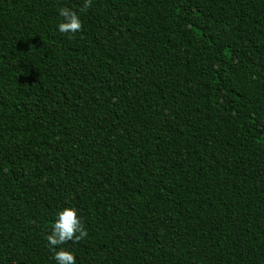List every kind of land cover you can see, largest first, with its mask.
<instances>
[{
    "label": "trees",
    "instance_id": "trees-1",
    "mask_svg": "<svg viewBox=\"0 0 264 264\" xmlns=\"http://www.w3.org/2000/svg\"><path fill=\"white\" fill-rule=\"evenodd\" d=\"M85 4L0 0V264H264V0Z\"/></svg>",
    "mask_w": 264,
    "mask_h": 264
},
{
    "label": "clouds",
    "instance_id": "clouds-1",
    "mask_svg": "<svg viewBox=\"0 0 264 264\" xmlns=\"http://www.w3.org/2000/svg\"><path fill=\"white\" fill-rule=\"evenodd\" d=\"M87 6V0L85 7ZM62 21L57 25V30L69 36L81 31L82 23L79 15L68 9H60ZM87 236L78 212L74 208L66 207L58 211L51 225L50 234L46 236L49 249L54 253L52 259L55 264H77V258L71 251L61 246L67 242L77 243Z\"/></svg>",
    "mask_w": 264,
    "mask_h": 264
}]
</instances>
